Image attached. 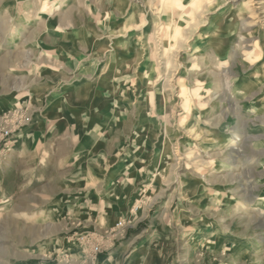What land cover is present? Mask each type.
<instances>
[{
  "label": "rangeland",
  "instance_id": "374dc122",
  "mask_svg": "<svg viewBox=\"0 0 264 264\" xmlns=\"http://www.w3.org/2000/svg\"><path fill=\"white\" fill-rule=\"evenodd\" d=\"M0 264H264V0H0Z\"/></svg>",
  "mask_w": 264,
  "mask_h": 264
},
{
  "label": "bare ground",
  "instance_id": "6f19581e",
  "mask_svg": "<svg viewBox=\"0 0 264 264\" xmlns=\"http://www.w3.org/2000/svg\"><path fill=\"white\" fill-rule=\"evenodd\" d=\"M248 10V9H247ZM249 205V204H248ZM243 209H245V208H243Z\"/></svg>",
  "mask_w": 264,
  "mask_h": 264
}]
</instances>
